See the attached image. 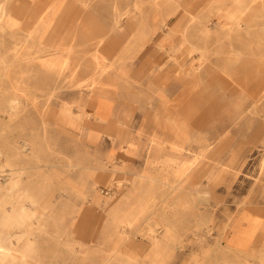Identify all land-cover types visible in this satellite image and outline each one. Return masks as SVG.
<instances>
[{
	"label": "rangeland",
	"instance_id": "1",
	"mask_svg": "<svg viewBox=\"0 0 264 264\" xmlns=\"http://www.w3.org/2000/svg\"><path fill=\"white\" fill-rule=\"evenodd\" d=\"M232 6L0 0V264H264V5Z\"/></svg>",
	"mask_w": 264,
	"mask_h": 264
},
{
	"label": "bare ground",
	"instance_id": "2",
	"mask_svg": "<svg viewBox=\"0 0 264 264\" xmlns=\"http://www.w3.org/2000/svg\"><path fill=\"white\" fill-rule=\"evenodd\" d=\"M263 5H264V0H261ZM235 3V0H227V12H226V24L225 26L228 28L229 32H231V27H233V25L235 24V22L237 21V17H236V13H235V10L233 8V4ZM211 23V22H210ZM240 24V23H239ZM229 35V34H228ZM183 74V73H181ZM179 80L181 82H185L187 81L186 79H181L179 77ZM188 82V81H187ZM188 85V84H186ZM11 102V101H10ZM11 110V109H10ZM14 110V109H12ZM15 185V184H13ZM12 186V185H11ZM14 189V188H13ZM9 194V193H8ZM24 209V208H23ZM30 209V208H29ZM15 210V209H14ZM13 210V211H14ZM31 210V209H30ZM23 211V210H22ZM21 211H19L20 213ZM25 212V211H24ZM15 213V211H14ZM28 213V212H27ZM36 213V212H35ZM24 214V213H23ZM43 215V214H42ZM33 216V215H32ZM246 215H241L239 217V221H236L235 224L232 226V228L230 229V235H229V239H230V247L233 249V251H237V252H245L246 251V248L248 246V243L250 242V239H252V237L254 236V231L258 230V226L257 225H250V229L252 230V232L248 230L245 231H242L243 233H240V223H242V221H244V217ZM21 217V216H20ZM26 217V216H25ZM42 217V216H41ZM27 218V217H26ZM25 218V219H26ZM24 219V218H23ZM33 219V218H32ZM20 220V219H19ZM4 223V222H3ZM20 223V222H19ZM18 225V224H17ZM23 225V224H22ZM241 234H243L245 237L243 238L242 236H240ZM242 238V239H241ZM239 240H242V241H239ZM235 241L237 242L239 245L242 244V246H239L238 245H233L232 242ZM242 242V243H241ZM1 259V258H0ZM1 261V260H0ZM3 261V260H2ZM1 263V262H0ZM5 263V262H4Z\"/></svg>",
	"mask_w": 264,
	"mask_h": 264
},
{
	"label": "crops",
	"instance_id": "3",
	"mask_svg": "<svg viewBox=\"0 0 264 264\" xmlns=\"http://www.w3.org/2000/svg\"><path fill=\"white\" fill-rule=\"evenodd\" d=\"M181 87L184 89L185 86H181ZM179 95L180 94L178 93V96ZM90 104H93L95 106V107H93V109H91V111H92V112L90 111L91 114L93 116H96L101 121H104L105 119H107V116L109 114H112V112H113V105H112L111 99L107 95H101L100 92H99V94H97L95 96V98L90 100ZM254 216L258 217L259 219H261L262 222H264V218H262L260 216H256V215H254ZM244 222H247V224ZM250 225H257L258 230L260 229L259 228L260 224L258 221H256L253 218H247V217L244 219V221H242V223H240L239 227L245 233V230L249 229Z\"/></svg>",
	"mask_w": 264,
	"mask_h": 264
}]
</instances>
